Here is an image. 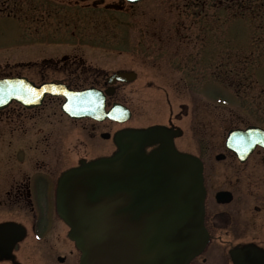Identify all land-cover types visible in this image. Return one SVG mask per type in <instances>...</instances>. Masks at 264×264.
Here are the masks:
<instances>
[{
	"label": "flooded vegetation",
	"instance_id": "af4514ba",
	"mask_svg": "<svg viewBox=\"0 0 264 264\" xmlns=\"http://www.w3.org/2000/svg\"><path fill=\"white\" fill-rule=\"evenodd\" d=\"M72 1L75 6L86 2L93 7L107 9L133 5L125 0ZM244 1L218 0V5L227 8L228 3L235 2L243 6ZM193 2L208 6L211 0ZM56 17L58 23L67 22L63 16ZM65 35L45 32L42 38L33 39L31 62L5 61V66L0 65V76L30 77L31 74L30 78L36 84L53 81L74 90L95 88L104 97L105 110L119 104L129 108L130 118L122 122L110 118L98 120L67 116L68 119L58 128L42 117L69 115L52 109L56 103L61 105L65 100L62 95L53 94H46L40 105L31 108L13 101L0 109V264H78L79 251L68 237L67 226L53 217L50 211V222L38 223L36 214L32 213V200L37 196L47 201L55 198L57 180L66 168L84 159L111 154L116 148L114 135L117 130L163 124L181 131V135L174 138L177 148L190 151L193 143L191 131L195 115L189 102L177 103L176 111L171 107L164 113L146 112L143 122H131L135 115L132 105L135 94L142 95L140 102L144 104L149 102L148 95L151 102L153 96L159 100L164 98L168 104L172 103L171 98L175 102L179 99V88L184 81L172 73L178 70L189 72L193 64L185 56L186 49L181 48L178 42L173 49L164 47L169 41L162 36V47L160 44V48L145 49L143 53H132L126 49L121 59L114 60L115 56H121L123 50L106 49L105 43L94 39L98 38V34L72 31L68 37L65 38ZM183 43L188 45V41ZM101 45L104 49L96 52L95 49L100 50L98 46ZM91 46L92 52L87 50ZM21 67H26L28 72H22ZM168 70L172 72L163 73ZM126 71L135 72L136 78L117 77V73ZM142 71H145V79L139 83ZM27 110H31V115L25 113ZM149 115L167 117L154 121L153 118L149 120ZM37 119L44 120L46 129L31 128V121L35 123ZM26 124L29 126L24 127ZM68 124L74 126L67 127ZM31 132L33 140L37 141L35 147L44 144L38 158L35 153L31 155ZM70 135L76 137L75 148L63 151L62 147ZM20 142L23 145L16 147ZM212 147L220 150L213 152ZM70 151L75 152L74 159L75 155L69 154ZM197 154L203 162L205 224L209 242L203 253L190 264H233L230 256L233 248L252 244L264 249V148L257 147L241 160L225 146L224 141L212 145L204 141L199 145ZM31 156L34 159L32 166Z\"/></svg>",
	"mask_w": 264,
	"mask_h": 264
},
{
	"label": "rangeland",
	"instance_id": "374dc122",
	"mask_svg": "<svg viewBox=\"0 0 264 264\" xmlns=\"http://www.w3.org/2000/svg\"><path fill=\"white\" fill-rule=\"evenodd\" d=\"M73 2L0 0V65L5 66V60H31L32 39L42 38L45 32L66 33L65 38L72 31L98 34V38L94 39L105 43L106 49L123 50L121 56H115L114 60L121 59L126 49L132 53L156 50L160 48L163 36L170 42L164 47L173 49L178 42L181 48L186 49L185 56L193 68L189 72L178 70L172 73L184 81L179 88L177 102L171 98L172 103L168 104L164 98L159 100L154 96L151 102L148 95L149 102L144 104L140 102L142 95L135 94L132 104L135 115L131 122H143L146 112L164 113L171 107L176 111L177 103L189 102L195 115L190 135L193 143L189 149L195 153L204 141L211 145L223 142L232 127L264 125V0H245L243 6L228 3L227 8H220L218 0H211L208 6H203L201 2L194 3L193 0H141L117 9L93 7L86 2L75 6ZM56 16H63L67 22L58 23ZM187 41L188 45L181 44ZM98 47L100 50H95L100 53L104 48L102 45ZM88 48L92 52V46ZM20 70L28 72L26 67ZM168 71L163 73L172 72ZM144 72L140 74L139 83L145 79ZM52 109L60 113V103H56ZM25 113L31 115V110ZM149 116V120L153 118L154 121L167 117ZM42 117L58 128L68 119L65 115ZM37 120L35 123L31 121L32 129L35 126L46 127L44 120ZM70 126L74 125H67ZM36 142L32 138L31 155L35 153L38 158L44 144L35 147ZM75 142L76 137L70 135L62 147L63 151L74 150ZM21 145L22 142L16 147ZM212 150L216 152L220 149L212 147ZM68 153L75 155L74 151ZM33 161L31 156V166ZM33 201L32 213L36 214L38 223L50 222L49 211L55 217L52 202L40 196L34 197Z\"/></svg>",
	"mask_w": 264,
	"mask_h": 264
},
{
	"label": "water",
	"instance_id": "95a60500",
	"mask_svg": "<svg viewBox=\"0 0 264 264\" xmlns=\"http://www.w3.org/2000/svg\"><path fill=\"white\" fill-rule=\"evenodd\" d=\"M48 92L64 94L63 109L74 117L106 116L93 92L36 85L26 76L0 78V108L13 99L36 105ZM116 141L112 155L82 162L58 181L57 211L81 250L80 264H187L208 239L201 161L177 151L161 125L122 131ZM155 142L160 146L146 152ZM257 143L264 145L258 126L234 129L227 137L242 159ZM231 256L235 264H264L263 250L254 246Z\"/></svg>",
	"mask_w": 264,
	"mask_h": 264
}]
</instances>
